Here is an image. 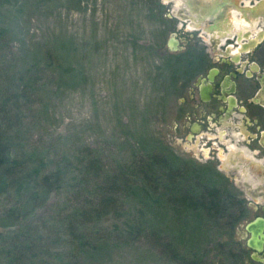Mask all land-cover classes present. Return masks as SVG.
Returning <instances> with one entry per match:
<instances>
[{
  "label": "trees",
  "instance_id": "obj_1",
  "mask_svg": "<svg viewBox=\"0 0 264 264\" xmlns=\"http://www.w3.org/2000/svg\"><path fill=\"white\" fill-rule=\"evenodd\" d=\"M84 2L0 0V202H7L0 216V264H89L144 237L158 243L167 260L211 264L198 250V237L216 229L235 240L247 209L238 194L214 188L210 170L146 135L134 143L128 161L118 160L116 151L70 144V138L34 139L28 119L36 124L45 113L33 99L35 88L45 84L40 73H61L57 88L79 78L60 60H68V46L58 40L45 53L38 43L29 47L6 22V12L13 6L16 15L30 7L77 9ZM12 38L21 41L19 62L8 55ZM180 62L173 57L162 68L164 87L179 80ZM246 252V245L226 249L224 260L214 264H239Z\"/></svg>",
  "mask_w": 264,
  "mask_h": 264
},
{
  "label": "rangeland",
  "instance_id": "obj_2",
  "mask_svg": "<svg viewBox=\"0 0 264 264\" xmlns=\"http://www.w3.org/2000/svg\"><path fill=\"white\" fill-rule=\"evenodd\" d=\"M183 7V0H167V3L165 0H85L77 9L30 7L24 15H16L14 6L11 7V11L6 12L9 14L6 22L9 21L12 30L21 32L20 39L29 47L38 43L43 53L52 49L58 40L64 43L69 47V61L61 55L60 60L65 63L61 64H71L79 78L57 88L61 73L52 70L40 73L45 84L35 88L33 99L37 106L41 103L45 113L40 114L36 124L28 119V125H35L34 139L53 142L70 138V144L72 140L89 144L106 154L116 151L118 160L128 161L132 159L134 143L146 135L200 168L206 164V158L197 152L202 150L201 146L196 145L194 150V142L188 145L182 140L183 135L175 130V111L170 109L180 96L187 97L188 87L206 68L202 55L207 46L199 36L208 39V34L194 31L190 19L196 20L195 14H191L190 19L175 16ZM174 31L185 41L189 39L186 46L181 44L176 51L167 44ZM20 43L18 38H12L8 44V55L15 56L13 62L20 60L16 56ZM173 57H180L183 73H179L181 76L176 84L169 82L164 87L160 75L165 71H161ZM114 161V158L108 159L111 165ZM227 169L226 175L236 179L232 185L244 190L239 196L254 202L243 187L245 180L232 171L233 167ZM59 198L53 197V200ZM6 204V201L0 202V216ZM131 204L133 207L139 205L138 202ZM256 214L254 210L247 211L235 229V240L216 229L199 236L198 250L211 260V264L224 260L226 249L238 250L240 245H246L241 233ZM0 231L5 229L0 227ZM252 252L249 248L245 254L250 264L255 263L250 257ZM91 259L95 260L89 264L99 261L100 264H178L167 260L160 245L145 237ZM245 260L239 264H246ZM224 262L231 264L228 260Z\"/></svg>",
  "mask_w": 264,
  "mask_h": 264
},
{
  "label": "flooded vegetation",
  "instance_id": "obj_3",
  "mask_svg": "<svg viewBox=\"0 0 264 264\" xmlns=\"http://www.w3.org/2000/svg\"><path fill=\"white\" fill-rule=\"evenodd\" d=\"M183 2L186 9L183 7L175 16L190 19L195 14L191 26L208 34V39L199 36L207 46L202 55L206 68L188 87L187 97L180 96L176 105L170 106L175 111V130L188 145L194 142V150L196 145L201 146L197 152L206 158L202 167L213 174L214 188L239 195L244 190L233 186L231 182L236 179L226 175L227 168L233 167L254 200L242 198L247 211L257 212L250 221L264 219V0ZM172 34L180 46L189 43V39L182 42L185 38L178 37L177 32ZM215 162L226 166L221 164L214 170ZM259 198L261 201H257ZM250 257L264 264L251 253Z\"/></svg>",
  "mask_w": 264,
  "mask_h": 264
},
{
  "label": "water",
  "instance_id": "obj_4",
  "mask_svg": "<svg viewBox=\"0 0 264 264\" xmlns=\"http://www.w3.org/2000/svg\"><path fill=\"white\" fill-rule=\"evenodd\" d=\"M183 40L182 42H184ZM180 41L172 34L168 46L173 51L180 49ZM241 236L246 239L248 248L252 249L251 256L256 260L264 261V219L258 217L245 225V230ZM263 254L262 256L260 254Z\"/></svg>",
  "mask_w": 264,
  "mask_h": 264
},
{
  "label": "clouds",
  "instance_id": "obj_5",
  "mask_svg": "<svg viewBox=\"0 0 264 264\" xmlns=\"http://www.w3.org/2000/svg\"><path fill=\"white\" fill-rule=\"evenodd\" d=\"M165 3H167V0H165Z\"/></svg>",
  "mask_w": 264,
  "mask_h": 264
}]
</instances>
